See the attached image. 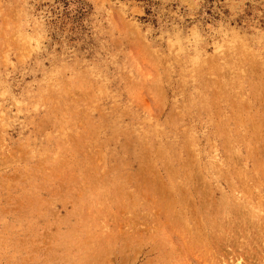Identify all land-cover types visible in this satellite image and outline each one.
I'll list each match as a JSON object with an SVG mask.
<instances>
[{
    "label": "rangeland",
    "instance_id": "rangeland-1",
    "mask_svg": "<svg viewBox=\"0 0 264 264\" xmlns=\"http://www.w3.org/2000/svg\"><path fill=\"white\" fill-rule=\"evenodd\" d=\"M0 264H264V0H0Z\"/></svg>",
    "mask_w": 264,
    "mask_h": 264
}]
</instances>
